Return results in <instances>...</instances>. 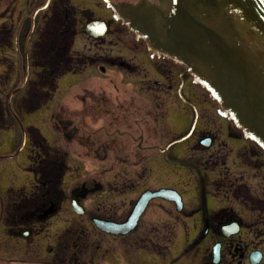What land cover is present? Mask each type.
I'll use <instances>...</instances> for the list:
<instances>
[{
  "label": "flooded vegetation",
  "instance_id": "obj_1",
  "mask_svg": "<svg viewBox=\"0 0 264 264\" xmlns=\"http://www.w3.org/2000/svg\"><path fill=\"white\" fill-rule=\"evenodd\" d=\"M88 1L93 2V9L100 14L96 16L100 17L85 15L82 20L85 23L103 20L110 31L118 21L113 19L105 1ZM77 31L75 28V34ZM134 41L140 40L134 37ZM29 49L32 51L33 46ZM125 50L110 52L105 62L116 67V64L124 65L120 59L129 65H136L140 60L158 76L155 81L158 91L148 95V106L134 97L128 98V103L123 105L107 104L101 96H97V100L93 98L97 103L87 107L99 110L94 118L100 119L102 124L96 130L82 129L80 132L64 119H52L51 128L59 127L61 141L68 147L77 143L83 150L76 153L78 157L74 148L69 152L59 145L50 146L42 135L39 141L28 138L31 163L28 171L33 173L34 184L28 191L10 189L5 199L0 197V221L5 219L6 235L15 242L13 252L21 257L17 263L23 264L26 255L31 256V260L42 253L49 260L42 264H264V187H254L257 178L264 179V151L219 113L217 103L193 82L183 66L153 55L144 44H125ZM80 58L84 63L69 73L76 74L87 65H93L87 53H82ZM29 61L34 62L33 55H29ZM183 89L195 102H187L189 109L186 107L174 115L176 110L165 105L167 100L162 90L168 100L182 98L184 101ZM153 99L155 103L151 102ZM170 119L183 125L187 121L189 126L181 131V136L174 138L170 133ZM164 121L169 125L167 131L162 126ZM65 124L68 125L63 126ZM175 156L192 160L194 171L201 173V195L205 186H212L217 205L213 206L212 201L202 195L197 200V210L187 211L183 196L177 186L169 183L171 176L166 171L162 174V185L150 186L159 178L160 166L166 167L164 163ZM78 159H92L89 165L103 164L102 169L111 176L104 177L103 183L97 175L80 174L85 163L79 164ZM129 169L136 171L131 174ZM213 171L215 176L208 173ZM132 182L135 185L132 191L137 188L140 191L137 189L132 198H127ZM163 189L169 190L170 197H151L134 229L125 235L102 231L93 221L123 224L143 193L152 194ZM72 192L84 211L82 215L71 208ZM97 198L102 201L98 203ZM115 198L120 199V204ZM177 198H180V207L174 200ZM165 210L169 214H165L164 220ZM67 214L77 218H71V223L67 224ZM189 217L196 219L194 234L182 245L178 243L180 223ZM58 221L64 228L57 232L52 228ZM89 236L97 241H90ZM9 252L5 250L7 257ZM171 256L174 258L170 261Z\"/></svg>",
  "mask_w": 264,
  "mask_h": 264
},
{
  "label": "rangeland",
  "instance_id": "obj_2",
  "mask_svg": "<svg viewBox=\"0 0 264 264\" xmlns=\"http://www.w3.org/2000/svg\"><path fill=\"white\" fill-rule=\"evenodd\" d=\"M44 1L45 0H15L14 3V0H0V28L2 29V27L7 26L10 32L14 34L16 32V29L19 31L17 35V50L14 46H12V48L6 49L4 51L5 54L0 52L1 63L9 65L7 67L0 66V82L5 80V76L7 74H11L12 76V79L10 81L11 83L8 84L7 87L0 86L1 103L2 105L4 103L5 109H7L6 102L8 96L12 92V89L18 87L25 77L23 62L25 52L24 45L25 38L29 33L28 27L30 26V15L34 11L33 9H35L36 7H41ZM54 1L57 0H53V2ZM66 1L68 2L70 8H72V6L76 8V10L73 8L72 13L69 12L67 16V18H70V21L73 24V28H78L74 39L73 36L71 37L72 42H74L72 49L73 51H78L80 54L87 53L88 57L92 58L91 64L93 65H87L86 69L82 70L81 72H77L76 74L66 73L58 79L56 78L58 80L56 91L51 93L50 95H47L44 105L38 108L36 111L34 108V112L32 113H27V106L25 108L26 114L24 112L23 108L25 105H22L23 103L20 102L23 96L22 91H20V93L16 95L15 101L12 104L16 111L15 113L19 116V119L23 124L24 130H26L29 126H33L37 130V132H39V134L46 139V142H48L50 146L57 147L59 145L60 149L69 152L70 149L72 150V148H74V152L76 154L79 153L80 150L83 151L80 146L77 143H71L68 147L64 143V141H61L59 136L60 133L56 134L51 129L49 120H51L53 113L59 112L57 111L59 107H61L63 110V114L60 115L61 119H64L66 122H70L72 127H75L74 129H76L77 131L80 130V132H82L83 130H96L97 127L102 124L100 119L98 120L94 118V115L98 114L99 110L94 111L87 106L96 104L97 101L95 100H97V96H101L102 98H104L107 104H127L128 98L133 99V97L137 102L147 103L148 101L146 100L148 98V95L153 91H158L155 85V81L158 76H156L152 70H149V67L147 65L142 64L140 60L136 61V65H129L128 63H126L127 61L120 59L126 64L124 63L123 66H119L116 64V67L111 66L110 64H108V62H105L108 59V55L110 52L116 53L119 50L122 52H126L125 44L140 45L143 43L141 41H134V36L130 34L127 31L126 27L122 26L119 22L115 23L113 27L110 28V31L107 30L103 38H89L84 31L83 25L85 22L82 19L85 15H91L94 18L100 17L96 16L100 14L97 12V9H93V2L88 0ZM117 1L120 2L123 0H116V2ZM41 13L42 14L37 15L36 20L39 24L44 25L46 17L48 15L53 16L54 10H52V12H49V9H47L46 11L43 10ZM76 16L79 19L77 21L75 18ZM49 18L50 17H48L47 20ZM51 23H49V25H51ZM37 29L40 28L37 27ZM40 32L41 31H37L36 34L35 30L33 31V34L29 39V48L32 45L34 50V45L38 39V35L40 34ZM29 48L27 51L31 56L32 51ZM16 51L18 52V54ZM73 55L79 56L77 52H75V54ZM70 56L72 57V55ZM10 58L13 59L11 61L13 65L9 60ZM102 61L104 63H102ZM28 71V78L32 79L36 71L31 65L29 66ZM164 83L166 84L165 80ZM165 90H167V88H165ZM162 91L164 93L162 94L163 98L167 100L165 105H168V108H170V110H176L174 115L179 114L186 107L188 108L189 105L186 104L187 102H195L194 98L185 92V89H183L182 91L185 102L182 98H179L178 101L172 98H169L168 100L166 93L164 92V90ZM93 98L96 99L94 100ZM155 101L156 100L153 99L151 102L155 103ZM148 105L149 104L147 103V106ZM57 114H55V116H57ZM7 119L10 120V124L12 123L11 127L6 130H0V156L3 157L0 158V197L3 199L7 197V191L10 189H12V191H16L24 188L25 191H28L31 189L32 184H34L33 173L28 171V168L31 164L29 160L30 154L28 153L30 142L28 143L27 138H25V141H23L19 126L13 124L12 115H7ZM178 121L180 120L178 119ZM184 123L185 124L183 125L181 123L179 124L176 121H172V119L169 120V124L171 126L170 133L174 138L181 136V131L187 129V127L189 126L187 121ZM66 125L68 124H65L63 126ZM162 126L166 129V131L168 130L167 128H169V125L166 124V121L162 123ZM71 155V159H73L74 154L71 153ZM91 161L93 160H77L79 164L85 163V165L80 168V174L82 172L88 175H97V177L101 181L103 180V183H105L103 178H109L111 175H107V170L102 169L103 164L89 165L88 163H90ZM190 161L192 160L183 156H175L174 158L172 157V159L168 163H164L166 167L160 166L159 174H157V177L159 178H156V181H153L150 186L153 187L154 185H162V174L164 171H166V174H170L171 176L168 180L169 183H173V185L177 186L181 195L183 196V203L187 211L197 210L199 206L197 200L200 199L202 195L207 199L209 198V201H212L211 203L213 204V206L217 205L218 201L216 200V196L213 194L215 192V188H213L212 186H205L204 193L201 195L202 191L199 189V179L201 178V173L198 171H194L193 166L190 164ZM206 170L207 169H205V172ZM128 171H131L132 174L136 170L129 169ZM208 173H212L214 174V176L216 175L214 171ZM134 183H136V181ZM134 187L135 185L132 182L128 187L129 189L127 192V198H132L135 192H138L137 184V189L135 192L132 191ZM254 187H256V189L259 187L263 188L264 179L257 178L254 181ZM96 200L98 203L102 201L100 198H97ZM115 201L117 204H120V199L115 198ZM213 206L209 204L210 209H212ZM165 214L168 215L169 211H164V214L162 216V219L164 220L167 218ZM71 218H77V216L74 214L71 216L70 214H67V224L71 223ZM195 220V218L191 217L182 219L180 223V238L178 239L179 244L181 243L182 245H184L186 239L193 238V225L195 224ZM141 221L144 220L142 219ZM56 224L57 225H55L52 230L58 232L60 229L64 228L62 222L58 221ZM67 224L65 225V227L67 226ZM6 228L7 227L5 224V219H2V221H0V264H20L17 262L21 261V257L16 255V252H13L15 242L12 238L6 235ZM89 240L93 242L97 241V239H94L93 236H89ZM5 250L8 252L10 251L9 253H7L8 257L5 255ZM11 252H13V254L10 255ZM25 257L26 260L23 264H42L49 261L47 256L42 253L34 255L31 260L29 258L31 256L26 255ZM173 258L174 257L170 258V261ZM8 261H12V263H9Z\"/></svg>",
  "mask_w": 264,
  "mask_h": 264
},
{
  "label": "water",
  "instance_id": "obj_3",
  "mask_svg": "<svg viewBox=\"0 0 264 264\" xmlns=\"http://www.w3.org/2000/svg\"><path fill=\"white\" fill-rule=\"evenodd\" d=\"M49 1L32 14V21ZM107 3L114 16L150 50L183 65L193 81L219 104L220 113L264 150V0ZM85 28L93 38L102 36L107 29L105 23L97 20ZM22 86L11 92L10 111L11 99ZM14 117L22 131V123ZM169 195L166 189L143 193L123 224L93 221L102 231L125 235L134 229L151 197ZM72 196V209L82 215L84 211L74 197L75 192ZM174 200L180 207V198ZM214 255L217 262L216 250Z\"/></svg>",
  "mask_w": 264,
  "mask_h": 264
},
{
  "label": "trees",
  "instance_id": "obj_4",
  "mask_svg": "<svg viewBox=\"0 0 264 264\" xmlns=\"http://www.w3.org/2000/svg\"><path fill=\"white\" fill-rule=\"evenodd\" d=\"M52 10H54L53 16H49L50 18L45 21L34 45V52L32 54L33 66L38 69V72L36 73L35 79L28 83L26 94L20 100L23 103L21 104L25 105L23 108L24 111L26 106V110H32L40 104H43L47 95L55 91L56 78L62 73L75 70L76 66L84 63V59L80 58L81 56H74L70 49L72 44L71 37L74 36L75 28H73V24L67 16L69 12L72 13L73 8L69 7L66 0H57L52 1L49 12H52ZM11 36L12 32H10L7 26L2 27V29L0 28V52L3 54L11 46ZM9 60L11 62V59ZM11 64L13 65L12 62ZM5 66L7 67L9 65ZM8 78L9 75L6 76L5 80L7 81ZM1 84L5 83L1 82ZM57 111L59 112L54 113L51 117L53 121H55V118H61L60 115L63 114L61 107ZM7 115L9 113L4 108V103L2 105L0 99V129L7 128L9 125L7 123ZM56 131H59L57 125ZM28 132H30L33 139L38 141L42 140L39 132L35 128L30 127Z\"/></svg>",
  "mask_w": 264,
  "mask_h": 264
}]
</instances>
